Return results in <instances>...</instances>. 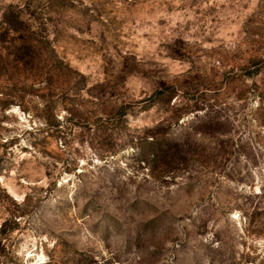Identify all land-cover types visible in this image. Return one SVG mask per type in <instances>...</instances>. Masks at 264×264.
<instances>
[{"label": "rangeland", "instance_id": "obj_1", "mask_svg": "<svg viewBox=\"0 0 264 264\" xmlns=\"http://www.w3.org/2000/svg\"><path fill=\"white\" fill-rule=\"evenodd\" d=\"M0 264H264V0H0Z\"/></svg>", "mask_w": 264, "mask_h": 264}]
</instances>
